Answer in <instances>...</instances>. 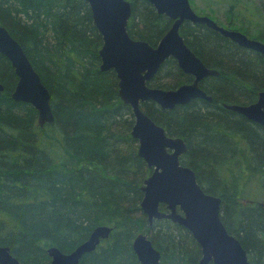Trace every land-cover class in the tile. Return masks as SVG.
I'll return each mask as SVG.
<instances>
[{
  "label": "trees",
  "instance_id": "obj_1",
  "mask_svg": "<svg viewBox=\"0 0 264 264\" xmlns=\"http://www.w3.org/2000/svg\"><path fill=\"white\" fill-rule=\"evenodd\" d=\"M237 13L246 18L236 1L224 12ZM0 26L21 46L47 89L54 119L39 127L31 105L11 100L17 78L0 55V246L21 264H49L47 248L68 253L95 227L108 226V239L78 264H139L132 251L139 233L159 252V264H197L200 249L188 231L169 220L149 225L140 210L141 186L150 170L137 156L130 135L133 116L118 97L115 74L99 71L101 36L87 3L0 0ZM168 26L147 2L132 3L127 31L133 39L151 44ZM184 30L190 49L218 66L221 78L232 72L255 87L263 84L264 61L226 49L218 37L196 27ZM160 74L167 80L159 87L181 79L169 62ZM221 78L211 80L208 95L235 99ZM214 104L193 102L155 113L144 104L142 110L169 136L185 141L182 165L195 173L206 194L221 200L220 220L249 264H264V132ZM221 125L248 132V150L231 149L213 132ZM159 209L165 211L164 205Z\"/></svg>",
  "mask_w": 264,
  "mask_h": 264
},
{
  "label": "water",
  "instance_id": "obj_2",
  "mask_svg": "<svg viewBox=\"0 0 264 264\" xmlns=\"http://www.w3.org/2000/svg\"><path fill=\"white\" fill-rule=\"evenodd\" d=\"M87 3L92 21L102 39L98 51L99 71H113L118 80V97L129 106L134 119L130 131L137 141V156L142 159L151 174L143 181L140 210L149 225L156 220H169L188 231L200 249L197 264H249L245 250L230 235L220 220L221 200L206 194L196 182L194 172L179 164V157L186 152L184 142L169 138L163 128L156 125L141 109V104L152 101L161 109H173L176 105L205 95L197 89V82L213 72L208 71L186 48L178 33L183 21L204 24L234 42L264 55V44L248 40L238 32L224 30L205 16L195 15L188 0H143L160 15L173 23L155 49L146 42L128 36L127 25L133 0H83ZM0 55L5 57L17 78L10 94L12 101L31 105L37 111L39 127L54 122L50 96L35 72L23 49L0 26ZM173 58L183 72L193 75L191 86L176 90L153 89L146 83L153 77L167 58ZM3 86L0 84V92ZM209 99V98H207ZM264 93L256 106L238 111L250 120L264 124ZM164 205L165 211L159 206ZM111 228L95 227L87 239L69 253L56 247L46 249L49 264H78L84 254L96 250L108 239ZM132 251L139 264H159L160 254L148 237L139 233L132 242ZM0 264H21L7 247L0 246Z\"/></svg>",
  "mask_w": 264,
  "mask_h": 264
},
{
  "label": "flooded vegetation",
  "instance_id": "obj_3",
  "mask_svg": "<svg viewBox=\"0 0 264 264\" xmlns=\"http://www.w3.org/2000/svg\"><path fill=\"white\" fill-rule=\"evenodd\" d=\"M134 1L135 0H133L131 2V7H132V3ZM188 2H189V6H190L192 12L195 15H197V16H205V17L209 18L210 20H212L216 25L222 27L224 30L232 31V32H238L241 35L245 36L248 40L257 41V42H260V43L264 44V35H263V37L261 36V34L264 31H262V30L256 31L255 35L254 34L250 35V32L248 30V26H250V25L249 24H245L244 21L242 19H240V16H241L240 13H237L238 15L230 14L229 17L226 16L225 14H223L224 22L221 23V22H218V20L215 19L214 16L211 14V12H212L211 9H206L204 11L201 10V12H200V11L195 10V4H194L193 0H188ZM152 9L156 13V11H155V9L153 7H152ZM156 14L159 15V16H162L163 18H165L167 20L169 26L166 29V31L164 33H162V35L157 40H155L153 43L149 44L148 42L144 41L153 49H155L157 47L158 43L160 42V40L163 38V36L166 34V32L169 30V28L171 27V25L173 23V20H170L169 18L165 17L164 15H160L158 13H156ZM129 20H130V17H129ZM129 20H128V22H129ZM187 27H196V28H198L201 31H204V32L210 33L212 35H215L216 37H218V39L222 43H224L227 47H229V48L225 47L226 49L235 50V51H237V53L241 54L243 57L248 58L249 60H252V61L256 62L259 59V60L264 61V55L260 54L259 52H256L254 50H251V49H248L246 47H243V46L239 45L237 42H234L231 38L224 36L223 34H221L218 31H215V30H212V29L208 28L204 24H196V23H192V22H189V21H183L181 23L180 27H179V30H178V33H179V35H180V37H181V39L183 41V44L193 54V56L195 58H197L201 62V64L208 71L213 72L212 75L210 74V75L200 79L197 82V89L200 90L205 95V98L196 97L194 99L189 100L185 104L176 105L173 109H166V110L161 109L157 104H155L152 101H149V102L142 103L141 104V109H142V105L151 104V106L154 108L153 109L154 110L153 113H155L156 109L161 110V111H169V112H171L176 107H185L187 105L192 104L193 102H204V103H207V104L215 102L214 105H215L216 108L221 109L222 111L233 115V117H237V118L241 119V121L245 122L246 125H249L250 127H253L255 129H257V131L264 132V124H261V123L255 122L253 120H250L248 117H246L244 114H242L241 112L238 111L239 109H245V108L248 109L250 107L256 106V104L259 102L260 94L264 93V75H263V80H262L263 84L261 86H259V87H255L253 84H251V81H247L244 78H240V77L234 75L232 72H228V73L224 74L223 78H221L222 75H221V71L218 68V66H216L214 64H209L207 61L205 62L204 59L200 57V55H196L194 53V51H192L190 49V47L188 46V41L186 39L185 32H184V31H186L184 29H186ZM127 33H128V36L131 39H133L129 35L128 31H127ZM133 40H137V39H133ZM140 41H143V40H140ZM101 45H102V39H101ZM167 62H169L170 65H173L176 68V70L178 71V73L181 76V79H180V81L178 83L174 84L173 86L159 87L158 84H160L163 81L167 80V79H165V76H162L160 74V71L163 68V65L166 64ZM166 74L169 75V73H166ZM220 78L229 85L231 90H233V92L235 93V94H233L235 96V99H231V100L226 101L224 99L217 98L216 100H214L212 96L208 95V87H209V84L211 83V80H214V79L215 80H220ZM116 80H117V78H116ZM194 82H195V77L193 75H190V74H187V73L183 72L182 69H180L178 67L177 62L173 58L169 57L161 64V66L158 68V70L153 75V77L146 83V86L149 87V88H153V89H161V90L167 91V90H176L179 87L191 86ZM117 84H118V80H117ZM207 98H209V99H207ZM259 110H260V112H262L264 114V107L260 108ZM133 121H134V119H133ZM156 125H158V124H156ZM161 128H163V127H161ZM163 130H164V128H163ZM164 132H165V130H164ZM213 132L218 134V135H220L223 139H225V141L227 142L229 147L231 149H233V150H235V149L248 150V148L250 146L249 139H248V137L246 135V133H248V132L240 131V130H236V129H227L224 125L218 126V130H214ZM165 135L167 137H169V138H179V139H181L184 142V144L186 146V149H187V145H186L185 141L182 138L169 136L166 132H165ZM137 148H138V144H137ZM186 153H187V150L178 159L179 160V164L181 166H183V167H187V166L182 165V162H181L182 157ZM149 170H150V174H151L152 169H149ZM196 182H197V180H196Z\"/></svg>",
  "mask_w": 264,
  "mask_h": 264
},
{
  "label": "rangeland",
  "instance_id": "obj_4",
  "mask_svg": "<svg viewBox=\"0 0 264 264\" xmlns=\"http://www.w3.org/2000/svg\"><path fill=\"white\" fill-rule=\"evenodd\" d=\"M234 1L238 3L241 14L250 21V35H255L259 29L264 30V0H193L195 10L201 12L211 9V14L221 23L224 22V12ZM242 18L247 21L245 17L240 16V19Z\"/></svg>",
  "mask_w": 264,
  "mask_h": 264
},
{
  "label": "bare ground",
  "instance_id": "obj_5",
  "mask_svg": "<svg viewBox=\"0 0 264 264\" xmlns=\"http://www.w3.org/2000/svg\"><path fill=\"white\" fill-rule=\"evenodd\" d=\"M80 244H81V243H80ZM78 245H79V244H78ZM78 245H77V246H78ZM77 246H76V247H77ZM76 247H75V248H76ZM75 248H74V249H75ZM74 249H73V250H74ZM70 252H71V251H70ZM62 253H63V252H62ZM68 253H69V252H68Z\"/></svg>",
  "mask_w": 264,
  "mask_h": 264
}]
</instances>
